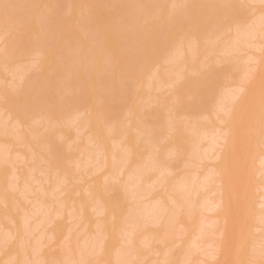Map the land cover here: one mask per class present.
I'll return each mask as SVG.
<instances>
[{
    "label": "rangeland",
    "instance_id": "rangeland-1",
    "mask_svg": "<svg viewBox=\"0 0 264 264\" xmlns=\"http://www.w3.org/2000/svg\"><path fill=\"white\" fill-rule=\"evenodd\" d=\"M0 1H1L0 2V37H2V35L4 37V39L0 38V41L2 39V41L0 42V132H1V134H0V146H1L0 147V167H3L5 170H7V172L9 171L8 174H11V176H10V179L7 177V179H8L7 181L10 180L11 183H12V181L13 182L15 181L16 177L14 175H17V174L20 175L21 179L22 178H23V180L26 179L25 181L20 182L23 184V185L21 184V186H20L21 189L18 187L19 184L16 185L14 189H13V187L9 186L10 187L9 192L11 190L12 191L10 192L11 195L10 196L8 195V196L9 197L12 196L13 200L11 198H10V200L13 202V206H14V204L16 205L14 207V210H12V212L16 211L15 213H13V217H14L13 221L15 222L14 225L12 224L13 222L11 220H8L9 218L8 219L3 218V215H1V213H0V224L2 223L0 225V229L2 230V231L0 230V234H1L0 237L2 235L7 236V234H9V232H10L9 229H14L15 227L19 228V231H18L19 233L17 232L19 236L22 233L24 234V238H23V236H20L18 238L20 240L16 239L14 241V243H13V241H9V243H10L9 244L8 241H6V243L4 242L0 245L2 247L3 253L6 255V258L7 259L9 257L13 258L15 255L14 252L19 251L20 255H22V256H19L18 260L21 261L19 264H23L24 262H25L24 264L29 263V260H30V262L34 261L33 264H39L41 261L40 260L41 255L43 253H44V255L47 254L48 257L50 256V258H52L51 256L53 255V252L56 253L58 251L57 253L60 254L61 257H59V258L56 257L57 259H55V258L50 259L49 258V264H53V263L54 264H66V263L67 264H84V263L85 264H98V263L102 264L103 260L101 261L102 258L98 257L99 255L92 254V253L90 254V252H88V248L90 245H92V242L94 243L98 240V238H97V240L93 238L94 234L92 236L91 235L88 236V234H90L88 232H90L92 230L94 223H96L95 221L99 220L100 218L97 215H95L96 217H94V215H93L94 212H91L88 228H85V230L82 231L79 229L82 226V224H81L82 222L80 221L79 218H77V216H75L76 215L75 214L76 209L74 210L73 208H70L72 211H69V213L72 212L75 214V215H73L74 219L72 218V215H71L72 213L68 214L66 212L64 215H60L61 212H59L60 208L62 206H64L63 205L64 201H67L69 198L75 199V198H79V197L84 196L83 198L85 200H87V198H88L87 194H85V193H84L85 195L76 194L77 193L76 191L78 190V188L80 186L81 187L94 186L93 185L94 179H92L90 177V176H94V175H90L91 173L89 172L92 170V167H86V165H84V163L86 161L85 160L86 159V157H85L86 153H88L90 151L93 153L94 149L96 150L97 145H95L93 143L88 144V143L92 142V141H90V139H89L90 142L84 141V137L86 136L85 134H84L85 136L82 135V136H84L83 140H82V138L81 139L77 138L78 140L77 139L74 140V138H75V135H77L76 133L78 132L77 130L79 129L78 127L80 126V125L78 126V124L82 122L81 120L86 122L87 120H89V121L92 120V118L94 116H99L101 118V122L103 123L102 128L105 126V128L108 129L109 132L113 128V130H111L112 134L109 132H108L109 133L108 134L107 130L105 128H103V129H105V131H106L105 134H108V135L111 134L112 135V136L107 135L109 140H107L106 143L109 144L108 145L109 147L108 146L107 147L111 152L109 154L112 156L111 162H110L111 167L109 166L110 167L109 170L112 172V174L110 173L112 176L115 175V180L114 179H113L114 181L111 180L113 178L112 176H111L112 178L108 177L111 181L109 179L106 180V178L104 180V178L102 177L103 179L101 178V179L95 180V183H97L99 185V187H100L99 192H100V194H102V196L104 198L110 199L112 202H114L117 206H119L121 208H125L127 206L126 207L127 210L131 209V207L134 209L135 214H134V216H132L130 218L131 220L129 219V221H128L129 225H127V227H129V228L135 227L136 232H139L138 238H137L139 243H137V240H135V242H134V244L136 246L134 244H133L134 245L133 246L131 243L128 242L127 237L125 236L127 233L126 234L124 233L125 231L122 232V233H124V236L122 235V238H121V236H117V239L120 241H118L116 239L115 240L116 246L114 243V245H112L113 248L112 247L110 248L111 252L115 248L116 253L114 250L115 254H113V253L112 254L114 256L117 255L119 258V262L118 263L116 262L114 264H123V263H125V264H138V263L139 264H158V261H160L159 264H163V258H165L167 256H171V260H170L171 264H176V263L182 264V262L186 259H185L184 253H181V252L186 249V251H184V252H185V254H188L187 251H188V249H190L192 247L191 245L193 244L192 243L193 237L191 238L190 241L189 240L187 241L186 245L189 244L190 242L192 244L190 243L189 246L184 247L182 250H178V248H180L181 245H178L177 247H175L176 245H175L174 241H176V239L174 240L175 237H173V235L172 236L168 235L166 237L167 241L171 237V239L173 241L171 240L172 242H170V241H168V242L172 243V244H169V245L166 244L167 241L165 240V244H162L161 242H157V243L150 242L151 243L150 245H146L148 243V242L146 243V240L147 239L149 240V238H153V239L155 237L157 238V236H159L160 234L161 235L159 236V238H157V239L155 238V240H158V239H161L162 237H164V234L166 233L167 229H168V231H172V233L175 234L174 232L176 231V228H178V226H175L176 224L171 222L166 217V214L164 215L166 218V219H163L164 221H161V223H159L157 225L154 224V226H153V221L151 222V220H153V219H149L151 217L148 216V214L146 215L147 212L145 213V211H147V208L149 207L148 204L146 206L147 208L145 210H143L145 205H146V200L143 199V201H142V199H140V201L138 202L139 198L137 199V193L131 192L132 188L128 189V188H130V186L128 187V185H130L129 180L124 178L123 170H122L123 169L122 165H124L125 161H124V159L120 158L121 157L120 155L123 153V151H121L122 152L121 153L120 149H118L119 146L118 147L116 146L117 145L116 143H117V141L119 142V140H117V141L115 140L116 137L118 138L120 136L118 135L115 138H114V136L117 134V132L120 133L121 135H122V133H124V135L126 133V135H128V138H129L128 143H127V141H125L126 143H124L122 141L121 144L120 143L119 144L122 145V143H124L125 144L124 146H126V148L129 150V152L132 153V151H134L133 153L139 154L141 158H143V156H145L149 150L151 151V153L154 150V153L156 155L155 156L152 155L155 157V160L154 159L153 160H154L155 164L157 163L156 165L159 169H160V166L163 167V169H165V168H167L166 166H169V165H170L169 167L173 166L175 168V166H174L175 164H176L175 169H177V167H178V169L181 168L182 170H184V169L190 170V167H193V169H194L195 168L194 164L193 165L190 164V163H192L191 161L193 159H189L190 153H189L188 149H185V148H188V147L191 148L190 152L192 153L194 150L193 148L196 145V143L194 146L193 145H192V147H190V146H191V144H194L193 142H195V140H193L192 138L186 137L185 133L182 134L176 140V127L177 128H183L185 126L187 127L189 125L184 124V122H188V121L189 122H195L196 121L200 124H202L203 122L207 123L209 121L210 122H217L218 121L217 115L215 116V114H216L218 106L221 104V102H220L221 99H223V97L226 95V93H229V90H232L231 89L232 86H236V84L239 85V84H241V82H243L240 77H242L244 79L243 76L248 72V71L246 72V70L249 69L247 66L250 64L248 63L249 62L248 60H244L246 58V56L248 55V53L236 54L239 56V58L241 60L239 58H237V59L234 58L235 60L231 59L229 61H225L224 63L222 60V63H219V64L214 59L218 55H220L218 53V50L223 48V46L225 44H226V46H224V48L227 49V48H229L228 46L231 47V44L233 43L232 41H233L235 35L236 36L238 35V32L235 33V31H233V29L230 31L229 27L232 28L231 26L235 25L236 23L239 24V21L242 24V23L247 22L248 20L249 21L252 20V17L255 15L254 13L257 12V11H253L255 5H253V3L249 2L248 0H240V1L236 0L237 2L235 0H212L213 3L211 0H204V1L203 0H183V1L182 0H167V1L165 0L166 3L164 2V0H113V1L112 0H108V1L107 0H94L95 3L92 5L90 2L87 3L90 0H84L82 6L80 4V3H82V2H80V0L79 1L78 0H0ZM57 1H59V2L57 3ZM77 1L79 3L78 4L79 6L76 4ZM138 1H140V3H138ZM52 2H53V4H52ZM55 3H56V5H55ZM233 4H234V7H233ZM31 5H32V7H31ZM152 5H153V7H152ZM240 5H242V7ZM74 6H75V8H74ZM103 8L105 9V11ZM139 8H141V9L139 10ZM77 9H79V11H80L79 13H78ZM121 9L124 10V13L122 12ZM41 10H42V12H41ZM146 10H147V12H146ZM252 11H253V14H252ZM222 12H223V14H222ZM226 12H227V14H226ZM41 13H42V15H41ZM56 13H57V15H56ZM137 13H138V15H137ZM166 13H167V15H166ZM235 13H236V16H234ZM188 14H189V16H188ZM77 15H78V17L76 19ZM107 15H108V18H107ZM220 15L223 16V20H222V18L221 19L219 18V21H218L217 19H218V17H220ZM73 17H74V19H73ZM114 19H117V20H114ZM134 19H135V21H134L135 23L133 22ZM150 19L153 21H151ZM256 19L255 20L257 22L254 21L255 24H254V22L252 23L253 27L251 25L250 29H248V30H251L252 33L250 32L247 34L246 33L247 30L242 31V32L240 31L242 34L240 33V36L239 35L238 36L240 37L241 40L252 44V43H255L254 42L255 39L258 41V37L264 36L263 26L260 27L261 24L257 25V24H259L258 22L261 19V17H257ZM70 21H72V23ZM137 21H141V22L137 23ZM207 21L209 23L208 26L206 25ZM215 21H218L216 23L219 24V26L217 25L218 27L213 28V26H216V25H214ZM260 21H263V20H260ZM74 22H75V24H74ZM144 22H146V23H144ZM227 22H229L228 25L225 24ZM69 23H71L72 25ZM18 24H20V25H18ZM76 24H77V26L75 27ZM80 24L82 26H80ZM171 24H173V25H171ZM203 24H205V25L203 26ZM142 25H144V26H142ZM210 25H212V26H210ZM254 25H256V26L254 27ZM69 26H71L70 29H69ZM103 26L105 27V29ZM99 27H101V28H99ZM199 27H201V28H199ZM221 27H222V29H221ZM64 28L66 30L65 33H64ZM207 28L209 29L208 31H207ZM257 28H259L260 32H258L256 30ZM87 30H88V32H87ZM149 30H150V32H149ZM214 30H215V32H214ZM217 30H219V32ZM261 30L263 32H261ZM202 31H203V33H202ZM231 32L233 33L232 36H231V34H232ZM104 33H107V35L109 37L108 41H107V35ZM255 33H259V35L261 33L262 35L258 36L257 38H254L258 35V34L255 35ZM103 34L106 36V38L104 36H102ZM195 35L196 36L199 35L202 39V42H203V40H205V38H206V40L208 38V41H210L213 44L218 43L217 41L219 40L218 45L215 44L213 46H210V44L207 42L209 44V47H208L207 44L205 45V43H206L205 41H204V43L201 42L198 45V47L201 48V50H200L201 52L203 50H205V49H203V47L206 46L207 47L206 50H208V48H210L209 50L210 51L212 50L211 52H213L211 54L212 55L211 57H213L216 53L218 55H215V57H213V58H211V57L208 59L206 58L207 60L206 59H198V60L192 62L191 64H189L190 62L187 61L188 60L187 58H189L190 50L193 48ZM242 35H243V37H242ZM16 36H17V38H16ZM90 36H91V38H90ZM216 36H218L217 39L214 38ZM219 36H221L220 39H219ZM229 36H231V37L229 38ZM244 36H246V37L244 38ZM223 37H224V39H223ZM103 38L106 39L105 43L109 42V44H111V46L108 45L109 49H110V47L113 48V46H114L113 50L117 49L118 53L120 52L119 53L120 55H118V58L120 57L119 60H116L117 56L113 57V56H115L114 53H116V52H112L113 50L106 53L107 48L102 49V51L105 50V53L103 52V53H101V55L103 54L105 56L103 58H102L103 55L100 56L101 40H103V42H104ZM183 38H184V40H183ZM185 38L187 41L185 40ZM227 38H228V40H227ZM249 38H251V39H249ZM52 39H53V41H52ZM90 39H92V40H90ZM83 41H84V43H83ZM185 41H186V43H184ZM229 41H230V43H229ZM257 41H256V43H257ZM222 42H224L223 43L224 45L222 44ZM227 42H228V45H227ZM180 43H181V45H180ZM95 44L97 46H95ZM35 46H37V48ZM53 46H54V48H53ZM103 46H104V43H103ZM219 46H220V48H219ZM130 47H131V49H130ZM213 47L215 48V50ZM44 48H45V50H44ZM145 48H146V50H145ZM58 49H59V51H58ZM120 49H122V51ZM38 52H40L41 55H39L40 53H38ZM185 52H187V53H185ZM214 52H215V54H214ZM37 54H38V56H37ZM22 55H25V56H22ZM31 55H33V57ZM187 55H188V57H187ZM45 56L47 59L46 61H45ZM84 56H86V57H84ZM93 56H95V57H93ZM169 56H170V58L168 59L167 57H169ZM202 56H200V57H202ZM99 58H100V60L101 59H103V60L100 61ZM166 58L168 59L169 62L167 61ZM172 58H173V60H172ZM178 58H180V59H178ZM59 59H61V60H59ZM238 59H239V61H238ZM171 60L175 61V62L172 63ZM176 60H178V61H176ZM201 60H205V61L202 62ZM38 61H39V63H38ZM165 61L168 62L169 64L168 63L166 64ZM210 61L211 62L213 61V62L209 63ZM243 61H244V63H243ZM98 62H99V64H98ZM185 62H187V64L189 65L187 67H190V68H192L193 64H194L193 68H195L196 65L198 64L199 66H197V67L201 73L198 70H196L197 73H195V72L192 73L189 71V68H187V70H185L186 68H183V70H181V66ZM219 62H221V61H219ZM238 62H240V63H238ZM20 63L22 66L20 65ZM55 64H56V66H55ZM212 64H215V67ZM42 65H43V67H42ZM33 66H35V67H33ZM103 66H104V68H103ZM179 66H180V69H179ZM40 67H42V68H40ZM197 67L195 69H197ZM145 68H146V71H145ZM111 69H112V71H111ZM81 70H82V72H81ZM179 70H181V71H179ZM209 70H211V72ZM217 70H218V73H216ZM230 70L231 71L233 70V71L230 72ZM11 71H12V73H11ZM69 71H70V73H69ZM76 71H78V72H76ZM178 71H179V73H177ZM158 72H159V74H158ZM149 73H150V75H148ZM180 73H181V75H180ZM23 74L25 76H22ZM72 74H73L74 78L72 77ZM187 74H188V76H186ZM19 75L22 77L20 78ZM207 75H209V76H207ZM159 77H161V78H159ZM18 78H20V79H18ZM228 78H230V79H228ZM119 79L122 82L119 81ZM127 79H130V80H127ZM171 79L174 81H172ZM176 80H177V82H176ZM208 80L210 82H208ZM75 81H77V82H75ZM1 82H2V84H1ZM42 83H44V84H42ZM161 84H164V85H161ZM136 85H137V87H136ZM207 85L209 87H207ZM154 87H155V89H154ZM228 87H229V89H228ZM48 88L49 89L52 88V89L49 90ZM150 88H151V90H150ZM224 89H226V90L224 91ZM145 91H147L149 93H147ZM196 91H197V93H196ZM205 91H209V92H205ZM89 94H90V98L88 97ZM204 95H205V97H204ZM37 96H40V97L37 98ZM173 96L174 97L178 96L179 101H176L173 98ZM64 98H65V100H64ZM80 98H82V99H80ZM52 99H53V101H52ZM147 99L150 100V103H145V102H149V100H147ZM183 100H184V102H183ZM28 102H30L31 106H29L30 104ZM41 103H42V105H41ZM143 107H144V109H143ZM164 107H166V108H164ZM93 109H95V110H93ZM90 111H92L94 113V114H92V116L90 115L91 114ZM8 113H11L13 115V117L7 119V117L9 116ZM175 113H179V114H175ZM203 114H205V115H203ZM213 114H214V116H213ZM5 115H6V117H5ZM104 116H105V118H104ZM192 116H194L195 118ZM197 116H199L200 118ZM16 117L18 119H20V122H25L24 126H26V127H22V126L20 127L16 123H13V122H15L13 120V118L16 119ZM215 117H216V119H215ZM192 118H193V120H192ZM261 119H262L261 122L264 121L263 117ZM145 120H146V124L144 122ZM172 120L174 121V123ZM74 121L77 123V127L73 126V125H75ZM164 121H165V123H164ZM259 121L260 120H258V123H259ZM203 124H205V123H203ZM50 125H51V127H50ZM53 125H54V127H53ZM63 125H65V126H63ZM207 125H209V124H207ZM207 125L205 124L202 126L207 127ZM262 125H264V123ZM146 126H147V128L145 129ZM148 126L150 128H148ZM46 127H48V128H46ZM165 127H166V129H165ZM132 128L135 129L136 132L134 130H132ZM24 129H25V131H24ZM140 129H142L143 132L142 131H139V132H142L145 135L143 137L144 139L141 138V141H139L141 134H139V136H137V131ZM171 129L172 130L174 129L173 134L175 135V138L170 140L169 135L172 134ZM262 129H264V128H262ZM5 130L7 133H5ZM148 130L150 133L147 132ZM113 131L114 132L116 131L115 135H114ZM39 132H40V134H39ZM17 133L19 136L17 135ZM133 134H134V136L132 137ZM149 136H150V138L151 137L152 138L149 139ZM105 137H106V135H105ZM136 138H138V143L136 142L137 140L134 141ZM163 138H165L166 140L165 139L163 140ZM167 138H169V141L167 140ZM14 139H17L20 141H17ZM60 139H62V140H60ZM112 139H113V142H111ZM155 139H156V141H155ZM159 139H161V140H159ZM87 140H88V137H87ZM147 140H149V141H147ZM192 140H193V142H192ZM31 141L34 143H31ZM153 141H154V144H153ZM161 141H162L163 146L161 144ZM186 141L190 145H187ZM42 142H44V143H42ZM158 142H160V143H158ZM165 142H167V143H165ZM4 143H6L7 145H4ZM182 143H186L187 146L185 145L183 152H181V157L184 158L188 163L189 162L190 163L188 164V166H187V164L184 163L186 166H184V164H182V167H181V162L177 158H174V156H172V157L167 156L165 154V151H167V149L172 148V147L176 148V144L181 145ZM29 144H31V145H29ZM172 144H173V146L168 147L169 145H172ZM27 145H28V147H27ZM43 145H45V146H43ZM94 145L96 146L95 148H94ZM156 145H160L161 150L154 148V146H156ZM124 146H123V148H125ZM11 147H13V148H11ZM113 147L117 148V149L115 150ZM27 148H29V149H27ZM111 148H113V149H111ZM34 149H35L36 153H34ZM164 149H166V150L164 151ZM82 150L84 153L82 152ZM185 150L188 151V152H186L189 154L188 156H186L187 154L185 153ZM5 151H7V152H5ZM21 152L23 153L24 156L21 155L22 154ZM160 152H162L164 155ZM92 153H90L91 156L94 155V153H93V155H92ZM158 153H159V155H158ZM4 154L7 155V157H5ZM10 154H12V155H10ZM90 154L88 153V155H90ZM114 154H115V156L118 155L116 157L117 159H115V160H114V158H115ZM19 155H20V157H19ZM42 155H43V157H42ZM123 155H124V153H123ZM82 157H83V159H82ZM4 159H6V160H4ZM21 159H23V160H21ZM144 159L145 158H143L142 160H144ZM163 159L166 161L164 162ZM176 159L178 160L179 163L176 162L177 161ZM18 160H19V162H18ZM170 160H172V162ZM36 161L38 164L36 163ZM89 161H91V160H87L88 163H89ZM93 161H94L93 164L96 163L95 161L98 162V160H93ZM93 161H91V162H93ZM162 161L164 162L163 164H161ZM3 162H5V163H3ZM87 162L85 164H87ZM143 162L144 161H141L140 166L143 165ZM27 163H28V165H27ZM70 163H72V164H70ZM158 163L160 164V166ZM93 164H92V166H93ZM99 164L96 163V165H95L96 168L98 166H99L98 168H100ZM83 165H84V168L86 167V169L83 170L84 169L83 168L82 170L83 171L88 170L87 172L90 174H88L86 172H84V173L82 172V173L83 174L86 173L87 175H90V176L87 177V175L86 176L83 175L81 178H79L80 175L82 174L80 172L81 169H79V168H82ZM114 165H115V169H114ZM179 165H180V167H179ZM183 166H184V168H183ZM39 167H41V168H39ZM53 167H54V169H53ZM74 167H76V168H74ZM185 167H187V168H185ZM26 168H27V170H26ZM39 169H41V170H39ZM145 169H146V167L141 168V170H143V171ZM72 170L74 172H72ZM151 170H149L150 171L149 173L144 172L145 178L144 177L143 178L145 181L146 180L149 181L148 178L150 179V181H152L151 179L154 176L153 173H155V171L151 172ZM155 170H156V168H155ZM26 171L29 174H27ZM176 171L178 173L181 172L180 169L176 170ZM44 172H46V173H44ZM48 172H50V173H48ZM96 172H95V174L97 176H100L101 172H100V174L98 171H96ZM120 172H122V173H120ZM156 172L159 174L160 170H159V172L158 171H156ZM185 172H188V171L185 170ZM92 173H93V170H92ZM113 173H114V175H113ZM157 173H156V175H158ZM12 175H13V177H12ZM35 175H37V176H35ZM50 175H52V176H50ZM59 176L64 177V179L66 177L67 181L65 180L66 182L64 183V179H62V178H61L62 181L59 179L57 180V177L59 178ZM52 177H53V179H52ZM71 177H74V178H71ZM75 178H79L81 180L76 179V181H75ZM93 178H96V177H93ZM116 180L118 181V183ZM26 181H27V183H26ZM41 181H42V183H41ZM108 181H110V182L108 183ZM10 182H8V183H10ZM153 182H151V184H155ZM39 184H41V185H39ZM147 184L148 183L145 182V184L142 183V185L139 186L140 188L138 187L139 188L138 192L140 194L147 195L149 192H152V190H153L152 188L154 187V185L150 186V184H149L147 186ZM34 185H36V186H34ZM61 185H62V187L65 188V189L63 188V190H64L63 192H60V191H62V190H60V189H62ZM119 185H123V186L120 187ZM49 187H50V190H49ZM18 188H19V190H18ZM32 189H35L34 194H33ZM162 190H163V188H159V189H155L154 192L155 193L157 192L158 194H160L162 192L160 195H162V196L165 195L164 198H167L166 194L168 193V190H166V189L163 191ZM46 191L48 192V194ZM165 191H167V192H165ZM45 192L47 195L45 194ZM38 193H39V195H38ZM30 197H32V198H30ZM49 197H50V200H49ZM19 198H21V199H19ZM59 198L62 201L58 200ZM22 199H23V201H21ZM38 199H40V201H38ZM30 200H33V201H30ZM25 201L27 203H24ZM48 201L51 203H49ZM118 201H120V202H118ZM12 202H11V204H12ZM143 202H145V203H143ZM44 203L46 205H44ZM52 203L53 204L55 203V205H57V207L55 206L57 209L55 207L53 208ZM139 203H140V205H139ZM2 205L7 207V208L10 206V205L8 206V204H6V205L2 204ZM43 205H44V207H43ZM73 205L75 206V204H73ZM138 205L141 209H139ZM18 206H20V207L18 208ZM11 207H12V205H11ZM11 207H9V208L11 209ZM16 207H17V209H16ZM26 207H28V208H26ZM22 208H24V210ZM25 208L27 209V211ZM34 208H36V209H34ZM39 208H41V209L39 210ZM4 209H6V208H4ZM136 209H138V211ZM169 209L167 210V214L170 213ZM41 210H42V212H41ZM58 212H59V214H58ZM28 213H29V215H28ZM42 213H43V216H42ZM31 215H32V217H31ZM36 215L39 219L36 218ZM48 215H49L48 219L52 218V220L47 221L48 219H46L45 217L46 216L48 217ZM29 216H30V219H28ZM91 216H93V217H91ZM20 217H22V219ZM23 217H24V219H27V221L24 220ZM35 218L37 220H35ZM65 218L67 219V221ZM96 218H98V219H96ZM2 220H3V222H2ZM16 220H18V221H16ZM31 220L35 221V222H31ZM137 220L138 221L140 220V221L137 222ZM46 221L50 224H48ZM27 222H28V224H27ZM30 222H31V224H30ZM52 222H54V224ZM125 222H126V219L124 222L123 221L121 222V225L123 226V224ZM135 222H136V224H135ZM7 223L12 224V225H9V227H7ZM16 223H19L18 226ZM70 223H73V224H70ZM79 223L81 226L79 225ZM140 223H141V225H140ZM91 224H92V226H91ZM146 224H147V226H145ZM26 225H27V227H26ZM138 225H140V226H138ZM13 226H14V228H13ZM56 226L61 227L63 230L61 231V233H59L58 239H54V238L49 239L48 230L50 232L51 227H52V229H54ZM127 227H125V229ZM18 228H17V230H18ZM6 229H8L9 231ZM86 229H88V230H86ZM4 230L6 232H4ZM204 230H205L204 232H206V233H203V234H206V235L209 234V231H210L209 228H205ZM206 230H209V231L207 232ZM27 231H29V232H27ZM46 231H47V233H46ZM63 231L65 232V235L67 237H65V235L63 234ZM78 231H79V233H78ZM85 231H88V232L85 233ZM35 232H37L38 235H35L36 234ZM66 232H67V234H66ZM73 232H75V235L73 234ZM126 232H128V229ZM84 233H85V236H84ZM258 234L259 233H257V236H258ZM70 235H71L72 239H70ZM206 235L203 236L204 239L201 241L202 244L203 243L205 244L206 243L205 241H210L209 239L212 238V237L209 238L208 235L207 236ZM42 236L45 237V240H43L44 238ZM47 236H48V238H47ZM34 238H35V240H33ZM89 238L92 239L91 242H89L90 241ZM79 239H81V241ZM93 239H94V241H93ZM29 240H31L32 244H31V242L29 243ZM55 240H57V243ZM68 240L70 243L68 242ZM126 240H127V242H126ZM41 241H42V244H41ZM60 241H61V243H59ZM78 241H79V244H78ZM259 242H261V241H259ZM262 242H264V241H262ZM25 243L27 245V248L25 247ZM40 244H41V246H40ZM54 244H56L55 247H53ZM97 244H99V243H97ZM117 244H118V246H117ZM204 244L201 245V248H202V246L205 247ZM4 245L6 247H4ZM34 246H36V247H34ZM92 246L94 247V245H92ZM92 246H91V248H92ZM158 246H159V248H158ZM1 247H0V249H1ZM79 247H80V249H79ZM164 247H165V249L167 248V251L164 249ZM195 247H196V245H195ZM199 247L200 246H197L195 250H197ZM153 248H157V250L159 249L158 253L155 255L153 252H150L151 249H153ZM193 248H194V244H193ZM129 249H130V251L132 250L131 251L132 254L129 252ZM137 249H138V251H137ZM203 249H205V248H203ZM4 250H6V251H4ZM29 250H30V252H29ZM94 250H95V248H93V252H94ZM176 250L179 252L181 251V252L176 253ZM198 250H197V253L199 252L198 254H200V256L196 253L197 257H195V256L193 257L192 252H191L190 257L192 259L195 258L194 262H197V261L199 262V260H202L201 255L204 252L198 251ZM207 250H203V251L206 252ZM77 251H78V253H76ZM139 251L141 253V255H140L141 259L139 258V260L137 259L134 261L133 253L134 252L139 253ZM36 252L38 254H36ZM50 252L52 255L50 254ZM120 252H122V253H120ZM161 252H162V254H161ZM29 253H31L32 255ZM66 253H68V254H66ZM206 253L204 254L205 255L204 258L206 257ZM11 254H13V255H11ZM27 254H29V256H31V258L33 257V259H30V257H27L26 256ZM142 254H144V255H142ZM181 254H183L184 257H182ZM189 254H190V252H189ZM189 254L187 256H189ZM208 254H210V253L208 252L207 256H208ZM73 255H77L78 259L72 258V257H74ZM85 256H86V258H85ZM95 256L98 259H96ZM64 257H65V260L62 262ZM93 257H95V258L93 259ZM156 257H157V259H156ZM173 257H175V258H173ZM197 258H198V260H197ZM202 258H203V255H202ZM145 259H146V262L144 263ZM180 260H182V261H180ZM205 260H207V259H205ZM76 261H79V263H77ZM99 261H101V262H99ZM120 261H122V262H120ZM130 261H131V263H130ZM148 261H150V262H148ZM207 262H206L207 264H211L210 263L211 261H209V259ZM187 263H184V264H187ZM191 263H193V262H191ZM259 263L264 264V261L262 263L260 261ZM3 264H8V263H6V261L4 260Z\"/></svg>",
    "mask_w": 264,
    "mask_h": 264
},
{
    "label": "bare ground",
    "instance_id": "bare-ground-1",
    "mask_svg": "<svg viewBox=\"0 0 264 264\" xmlns=\"http://www.w3.org/2000/svg\"><path fill=\"white\" fill-rule=\"evenodd\" d=\"M79 1V0H78ZM78 1H77V5L79 4L78 3ZM108 1V0H107ZM113 1V0H112ZM167 1V0H166ZM166 1L164 0V2L166 3ZM183 1V0H182ZM204 1V0H203ZM212 1V0H211ZM236 1V0H235ZM240 1V0H239ZM249 2H251V3H253V5H255V7H254V9H253V11H257L256 13H254L255 15L252 17V20H248L247 22H245V23H240V21H239V24H235V25H233V26H231L232 28H230L229 26V29H230V31L233 29V31H235V33L236 32H238V35L240 36V33L242 32V31H246L247 30V34L248 33H250L251 32V30H248V29H250V26L252 25V27H253V22L254 21H256L257 19V17H261V19L260 20H263V21H260L259 20V24H257V25H260L261 24V26L260 27H262L263 26V28H264V0H248ZM247 1V2H248ZM1 2V1H0ZM55 2V1H54ZM59 1H57V3H58ZM80 2H82V3H80L81 4V6L83 5V2H84V0H80ZM91 3V5L92 4H94L95 3V1L94 0H90V1H88L87 3ZM180 2V1H179ZM178 2V3H179ZM219 2V1H218ZM237 2V1H236ZM69 3V2H68ZM86 3V2H85ZM119 3V2H118ZM138 3H140V1H138ZM188 3V2H187ZM212 3H213V1H212ZM52 4H53V2H52ZM120 4V3H119ZM131 4V3H130ZM153 4V3H152ZM222 4V3H221ZM249 4V3H248ZM20 5V4H19ZM55 5H56V3H55ZM126 5V4H125ZM181 5V4H180ZM239 5V4H238ZM79 6V5H78ZM116 6V5H115ZM174 6V5H173ZM206 6V5H205ZM226 6V5H225ZM241 7H242V5H240ZM244 6V5H243ZM31 7H32V5H31ZM55 7V6H54ZM134 7V6H133ZM142 7V6H141ZM145 7V6H144ZM152 7H153V5H152ZM233 7H234V4H233ZM245 7V6H244ZM243 7V8H244ZM250 7V6H249ZM24 8V7H23ZM53 8V7H52ZM74 8H75V6H74ZM107 8V7H106ZM115 8V7H114ZM126 8V7H125ZM164 8V7H163ZM173 8V7H172ZM193 8V7H192ZM246 8V7H245ZM54 9V8H53ZM104 9V8H103ZM108 9V8H107ZM141 8H139V10H140ZM185 9V8H184ZM224 9V8H223ZM250 9V8H249ZM18 10V9H17ZM78 10V13L80 12L79 11V9H77ZM114 10V9H113ZM122 10V9H121ZM143 10V9H142ZM218 10V9H217ZM237 10V9H236ZM251 10V9H250ZM47 11V10H46ZM76 11V10H75ZM104 11H105V9H104ZM107 11V10H106ZM112 11V10H111ZM116 11V10H115ZM120 11V10H119ZM240 11V10H239ZM253 11H252V14H253ZM41 12H42V10H41ZM50 12V11H49ZM110 12V11H109ZM122 12L124 13V10H122ZM146 12H147V10H146ZM224 12V11H223ZM223 12H222V14H223ZM230 12V11H229ZM228 12V13H229ZM238 12V11H237ZM34 13V12H33ZM32 13V14H33ZM77 13V12H76ZM105 13V12H104ZM153 13V12H152ZM185 13V12H184ZM53 14V13H52ZM87 14V13H86ZM85 14V15H86ZM158 14V13H157ZM180 14V13H179ZM226 14H227V12H226ZM41 15H42V13H41ZM56 15H57V13H56ZM79 15V14H78ZM78 15L76 16V19H77V17H78ZM84 15V14H83ZM102 15V14H101ZM105 15V14H104ZM111 15V14H110ZM120 15V14H119ZM128 15V14H127ZM137 15H138V13H137ZM166 15H167V13H166ZM27 16V15H26ZM29 16V15H28ZM54 16V15H53ZM72 16V15H71ZM157 16V15H156ZM184 16V15H183ZM188 16H189V14H188ZM207 16V15H206ZM234 16H236V13L234 14ZM20 17V16H19ZM110 17V16H109ZM30 18V17H29ZM41 18V17H40ZM83 18V17H82ZM107 18H108V15H107ZM112 18V17H111ZM125 18V17H124ZM141 18V17H140ZM207 18V17H206ZM219 18L221 19L222 18V20H223V16H221L220 15V17H218V21H219ZM73 19H74V17H73ZM131 19V18H130ZM142 19V18H141ZM152 19V18H151ZM150 19V20H151ZM168 19V18H167ZM209 19V18H208ZM235 19V18H234ZM256 19V20H255ZM80 20V19H79ZM114 20H117V19H114ZM215 20V19H214ZM229 20V19H228ZM237 20V19H236ZM58 21V20H57ZM73 21V20H72ZM72 21H70L71 23H72ZM135 21V19L133 20V22ZM151 21H153V20H151ZM218 21H215V24L214 25H216V26H213V28L214 27H218L219 26V24H217L216 22H218ZM258 21V20H257ZM256 21V22H257ZM129 22V21H128ZM138 22H141V21H137V23ZM171 22V21H170ZM185 22V21H184ZM213 22V21H212ZM221 22V21H220ZM35 23V22H34ZM67 23V22H66ZM71 23H69V24H71ZM81 23V22H80ZM135 23V22H134ZM144 23H146V22H144ZM228 23L229 22H227V23H225V24H227L228 25ZM231 23V22H230ZM74 24H75V22H74ZM90 24V23H89ZM112 24V23H111ZM201 24V23H200ZM208 21H207V26H208ZM233 24V23H232ZM254 24H255V22H254ZM18 25H20V24H18ZM24 25V24H23ZM72 25V24H71ZM102 25V24H101ZM133 25V24H132ZM167 25V24H166ZM171 25H173V24H171ZM205 24H203V26H204ZM218 25V26H217ZM15 26V25H14ZM77 26V24L75 25V27ZM80 26H82L81 24H80ZM118 26V25H117ZM142 26H144V25H142ZM149 26V25H148ZM201 26V25H200ZM210 26H212V25H210ZM256 25H254V27H255ZM70 27L71 26H69V29H70ZM104 27V26H103ZM131 27V26H130ZM168 27V26H167ZM186 27V26H185ZM202 27V26H201ZM201 27H199V28H201ZM227 27V28H228ZM259 27V26H258ZM66 28V27H65ZM65 28H64V33H65ZM84 28V27H83ZM99 28H101V27H99ZM198 28V29H199ZM27 29V28H26ZM104 29H105V27H104ZM113 29V28H112ZM124 29V28H123ZM167 29V28H166ZM221 29H222V27H221ZM81 30V29H80ZM99 30V29H98ZM118 30V29H117ZM137 30V29H136ZM181 30V29H180ZM209 29L207 28V31H208ZM212 30V29H211ZM210 30V31H211ZM216 30V29H215ZM215 30H214V32H215ZM258 32H260V30H259V28H257L256 29ZM255 30V31H256ZM83 31V30H82ZM218 32H219V30H217ZM232 31V32H233ZM241 31V32H240ZM87 32H88V30H87ZM136 32V31H135ZM149 32H150V30H149ZM225 32V31H224ZM231 32V33H232ZM261 32H263L262 30H261ZM73 33V32H72ZM123 33V32H122ZM179 33V32H178ZM202 33H203V31H202ZM228 33V32H227ZM252 33V32H251ZM46 34V33H45ZM104 34H106L107 35V33H104ZM102 35V36H104L105 38H106V36L105 35ZM186 34V33H185ZM201 34V33H200ZM242 34V33H241ZM244 34V33H243ZM258 34V35H257ZM82 35V34H81ZM89 35V34H88ZM100 35V34H99ZM113 35V34H112ZM188 35V34H187ZM233 35V33L231 34V36ZM236 36L235 35V37H234V39H233V43L231 44V47L230 46H228L229 48H224V46H226V44L224 45L223 43L224 42H222V44L224 45L223 46V48H221L220 50H218V53L220 54V55H218L217 53L215 54V52H214V54L215 55H218L214 60L215 61H217L218 62V64L219 63H222V60H223V63L225 62V61H229V60H231V59H237V58H239V56L238 55H236V54H242V53H248V55L246 56V58L244 59V60H248L247 62L250 64V65H248L247 67L249 68L248 70H246V74L243 76L244 77V79L242 78V77H240L241 79H242V81L243 82H241V84H239V85H237L236 84V86H232L231 87V89L232 90H229V93H226V95L223 97V99H221V104L218 106V108H217V111H216V114H215V116L217 115V122H203V123H205L206 125L207 124H209V125H207V127H203L202 125H205V124H200V123H198V122H196L195 120V122H184V124H188L189 126H185V127H183V128H177L176 127V140L182 135V134H186L185 136L186 137H189V138H192L193 140H195V142H193V140H192V142L194 143V144H191V146L190 147H192V145L194 146L195 145V143H196V145L194 146V150H193V152L191 153L190 152V149L191 148H185V149H188V151H189V153H190V156H189V159H193L191 162L192 163H190V164H194V166H195V168L193 169V167H190V170L189 169H184V170H182L181 168H179L180 169V171L181 172H177L176 170H179L178 169V167H177V169H175L176 168V164L174 165L175 166V168L172 166V167H169V166H166L167 168H165V169H163V167H161L160 166V164H159V166H160V169L157 167V163L155 164V162H154V160H155V153H154V150H153V152L151 153V151L149 150L148 151V153L145 155V156H143V158H145L144 160H142L143 158H141L140 157V155L139 154H137V153H133L134 151H132V153L131 152H129V150L126 148V146H124L125 144L124 143H126L125 141H127V143H128V141H129V138H128V135H126V133H125V135H124V133H122V135L120 134V133H118L117 132V134H116V131L114 132V138L116 137V136H120V137H116V141L117 140H119V142L117 141V147H118V149H120V152L121 151H123V153H124V155H123V153L120 155L121 157L120 158H122V159H124V165H122L123 166V175H124V178L125 179H128L129 180V184L130 185H128L127 183V185H128V187L130 186V188H128V189H131L132 191L131 192H134V193H137V199H138V202L140 201V199H142V201H143V199H145L146 200V205H145V207H144V209L143 210H145L147 207V204H148V208H147V211H145V213H146V215L148 214V216H150L151 218H149V219H153V220H151V222L153 221V226H154V224L155 225H157V224H159V223H161V221H164L163 219H166L165 218V214H166V217L171 221V222H173V223H175L176 225L175 226H178V228H176V231L174 232L175 234H173L172 233V231H168V229H167V231H166V233L164 234V237H162L161 239H158V240H155V238L153 239V238H149V240L147 239L146 240V245H150L151 243L150 242H152V243H157V242H161L162 244H165V240H166V237L168 236V235H170V236H172L173 235V237H175L174 238V240L176 239V241H174L175 242V247H177L178 245H181L180 246V248H178V250H182L184 247H187V246H189V244L191 243H189V244H187L186 245V243H187V241L189 240H191V238H192V243L194 244V248H193V244L189 247L190 249H188V251H187V253L189 254V252H190V254H189V256H187L188 254H185V252L184 251H186V249L185 250H183L181 253H184V255H185V259L186 260H184L183 262L184 263H189V264H207L208 262V259H209V261H211L210 263L211 264H260L259 262L261 261V263L264 261V242H262V241H264V129H262V128H264L263 126L264 125H262L263 123H264V121H262L261 122V118L263 117L264 118V36H260V35H262L261 33H260V35H259V33H255V35H257L256 37H254V38H257L258 36H260V37H258V41L255 39L254 40V42L255 43H248V42H245V41H243V40H241L240 39V37L239 36ZM51 36V35H50ZM204 36V35H203ZM222 36V35H221ZM221 36H219V39L221 38ZM224 36V35H223ZM231 36H229V38L231 37ZM62 37V36H61ZM80 37V36H79ZM118 37V36H117ZM217 37L218 36H216V37H214L215 39H217ZM242 37H243V35H242ZM246 36H244V38H245ZM0 38H2V39H4V37H3V35H2V37H0ZM16 38H17V36H16ZM49 38V37H48ZM90 38H91V36H90ZM120 38V37H119ZM124 38V37H123ZM194 44H193V48L190 50V55H189V58H187L188 60L187 61H189L190 63L189 64H191L192 62H194V61H196V60H198V59H208V58H210L212 55V53L213 52H211L209 49L210 48H208V50H206L207 49V47L206 46H204L203 47V49H205V50H203L202 52L200 51L201 50V48L200 47H198V45H199V43H201L202 42V39H201V37L198 35V36H194ZM2 39H1V41H2ZM58 39V38H57ZM89 39V38H88ZM87 39V40H88ZM102 39V38H101ZM104 39V38H103ZM125 39V38H124ZM129 39V38H128ZM175 39V38H174ZM188 39V38H187ZM223 39H224V37H223ZM249 39H251V38H249ZM260 39V40H259ZM29 40V39H28ZM69 40V39H68ZM71 40V39H70ZM90 40H92V39H90ZM109 40V37H108V35H107V41ZM166 40V39H165ZM183 40H184V38H183ZM185 40H186V38H185ZM212 40V39H211ZM227 40H228V38H227ZM226 40V41H227ZM0 41V42H1ZM25 41V40H24ZM52 41H53V39H52ZM105 41H106V39H104V42H103V40H101V48H100V56H102L101 55V53H105V50L104 51H102V49L103 48H107L106 50V53L107 52H109V51H111V50H113V48H114V46H113V48L112 47H110V49H109V46H111V44H109V42H107V43H105ZM126 41V40H125ZM182 41V40H181ZM187 41V40H186ZM186 41L184 42V43H186ZM204 41L206 42L205 43V45L207 44L208 45V47H209V44H210V46H213V45H218L219 44V40L217 41L218 43H215V44H213V43H211L210 41H208V38H207V40H206V38H205V40H203V42L202 43H204ZM222 41V40H221ZM220 41V42H221ZM231 41V40H230ZM230 41H229V43H230ZM256 41H257V43H256ZM90 42V41H89ZM124 42V41H123ZM209 44H208V43ZM54 43V42H53ZM60 43V42H59ZM77 43V42H76ZM83 43H84V41H83ZM91 43V42H90ZM103 43H104V46H103ZM132 43V42H131ZM15 44V43H14ZM56 44V43H55ZM4 45V44H3ZM76 45V44H75ZM109 45V46H108ZM180 45H181V43H180ZM227 45H228V42H227ZM10 46V45H9ZM8 46V47H9ZM21 46V45H20ZM43 46V45H42ZM95 46H97L96 44H95ZM99 46V45H98ZM103 46V47H102ZM106 46V47H105ZM108 46V47H107ZM177 46V45H176ZM186 46V45H185ZM222 46V45H221ZM36 48H37V46H35ZM94 47V46H93ZM100 47V46H99ZM150 47V46H149ZM215 47V46H214ZM213 47V48H214ZM11 48V47H10ZM42 48V47H41ZM53 48H54V46H53ZM219 48H220V46H219ZM61 49V48H60ZM77 49V48H76ZM75 49V50H76ZM89 49V48H88ZM130 49H131V47H130ZM184 49V48H183ZM218 49V48H217ZM3 50V49H2ZM6 50V49H5ZM44 50H45V48H44ZM54 50V49H53ZM79 50V49H78ZM77 50V51H78ZM117 50V49H116ZM115 49L112 51V52H116V53H114L115 54V56H113V57H116L117 56V58H116V60H119V58H118V55H120L119 53H118V50L116 51ZM121 51H122V49H120ZM145 50H146V48H145ZM153 50V49H152ZM214 50H215V48H214ZM58 51H59V49H58ZM90 51V50H89ZM96 51V50H95ZM182 51V50H181ZM217 51V50H216ZM44 52V51H43ZM157 52V51H156ZM173 52V51H172ZM38 53H40V52H38ZM59 53V52H58ZM92 53V52H91ZM185 53H187V52H185ZM47 54V53H46ZM51 54V53H50ZM62 54V53H61ZM67 54V53H66ZM117 54V55H116ZM127 54V53H126ZM39 55H41V53L39 54ZM43 55V54H42ZM125 55V54H124ZM203 55V56H202ZM215 55L213 56V57H215ZM22 56H25V55H22ZM32 57H33V55H31ZM36 56V55H35ZM37 56H38V54H37ZM96 56V55H95ZM95 56H93V57H95ZM105 55H103L102 56V58L104 57ZM110 56V55H109ZM200 56H202V57H200ZM220 56V57H219ZM237 56V57H236ZM12 57V56H11ZM14 57V56H13ZM82 57V56H81ZM84 57H86V56H84ZM83 57V58H84ZM88 57V56H87ZM129 57V56H128ZM145 57V56H144ZM180 57V56H179ZM187 57H188V55H187ZM213 57H211V58H213ZM36 58V57H35ZM73 58V57H72ZM101 58V57H100ZM100 58H99V60H100ZM160 58V57H159ZM168 59L170 58V56L169 57H167ZM166 58V59H167ZM2 59V58H1ZM4 59V58H3ZM22 59V58H21ZM78 59V58H77ZM88 59V58H87ZM128 59V58H127ZM168 59H167V61H168ZM178 59H180V58H178ZM206 59V60H207ZM234 59V60H235ZM240 59V58H239ZM239 59H238V61H239ZM47 59H46V56H45V61H46ZM59 60H61V59H59ZM92 60V59H91ZM94 60V59H93ZM101 60H103V59H101ZM100 60V61H101ZM108 60V59H107ZM115 60V61H116ZM130 60V59H129ZM165 60V59H164ZM163 60V61H164ZM172 60H173V58H172ZM171 60V62L172 63H174L175 61H172ZM213 60V61H214ZM241 60V59H240ZM8 61V60H7ZM44 61V62H45ZM64 61V60H63ZM90 61V60H89ZM109 61V60H108ZM124 61V60H123ZM146 61V60H145ZM176 61H178V60H176ZM200 61V60H199ZM202 62L203 61H205V60H201ZM212 61V62H213ZM219 61H221V62H219ZM233 61V60H232ZM43 62V63H44ZM97 62V61H96ZM110 62V61H109ZM108 62V63H109ZM113 62V61H112ZM111 62V63H112ZM125 62V61H124ZM127 62V61H126ZM166 62V61H165ZM169 62V61H168ZM168 62H166V64L168 63ZM211 61L209 62V63H212ZM237 62V61H236ZM38 63H39V61H38ZM55 63V62H54ZM63 63V62H62ZM87 63V62H86ZM177 63V62H176ZM198 63V62H197ZM234 63V62H233ZM238 63H240V62H238ZM237 63V64H238ZM243 63H244V61H243ZM18 64V63H17ZM33 64V63H32ZM42 64V63H41ZM92 64V63H91ZM98 64H99V62H98ZM118 64V63H117ZM142 64V63H141ZM169 64V63H168ZM183 64V63H182ZM200 64V63H199ZM207 64V63H206ZM205 64V65H206ZM236 64V65H237ZM16 65V64H15ZM20 65H21V63H20ZM24 65V64H23ZM34 65V64H33ZM78 65V64H77ZM88 65V64H87ZM106 65V64H105ZM122 65V64H121ZM175 65V64H174ZM179 65V64H178ZM204 65V66H205ZM212 65H214V67H215V64H212ZM217 65V64H216ZM221 65V64H220ZM224 65V64H223ZM227 65V64H226ZM225 65V66H226ZM235 65V66H236ZM239 65V64H238ZM241 65V64H240ZM22 66V65H21ZM55 66H56V64H55ZM94 66V65H93ZM181 66V65H180ZM180 66H179V69H180ZM187 66H189L188 64H187V62H185L182 66H181V70H183V68H186L185 70H187V68H189V71L190 72H192V73H197L196 72V70H198L199 71V69H198V67L197 66H199L198 64L196 65V67H197V69H195V68H193L194 67V64L192 65V68H190V67H187ZM201 66V65H200ZM31 67V66H30ZM33 67H35V66H33ZM42 67H43V65H42ZM42 67H40V68H42ZM46 67V66H45ZM89 67V66H88ZM108 67V66H107ZM131 67V66H130ZM138 67V66H137ZM142 67V66H141ZM203 67V66H202ZM213 67V68H214ZM18 68V67H17ZM83 68V67H82ZM103 68H104V66H103ZM115 68V67H114ZM206 68V67H205ZM204 68V69H205ZM30 69V68H29ZM73 69V68H72ZM101 69V68H100ZM126 69V68H125ZM137 69V68H136ZM155 69V68H154ZM211 69V68H210ZM69 70V69H68ZM74 70V69H73ZM120 70V69H119ZM122 70V69H121ZM181 70H179V71H181ZM213 70V69H212ZM4 71V70H3ZM109 71V70H108ZM111 71H112V69H111ZM110 71V72H111ZM144 71V70H143ZM145 71H146V68H145ZM179 71L177 72V73H179ZM210 72H211V70H209ZM233 71V70H232ZM231 70H230V72H232ZM61 72V71H60ZM59 72V73H60ZM76 72H78V71H76ZM81 72H82V70H81ZM119 72V71H118ZM150 72V71H149ZM183 72V71H182ZM200 72V71H199ZM215 72V71H214ZM11 73H12V71H11ZM47 73V72H46ZM49 73V72H48ZM69 73H70V71H69ZM91 73V72H90ZM201 73V72H200ZM203 73V72H202ZM216 73H218V70L216 71ZM228 73V72H227ZM245 73V72H244ZM97 74V73H96ZM103 74V73H102ZM158 74H159V72H158ZM162 74V73H161ZM206 74V73H205ZM213 74V73H212ZM229 74V73H228ZM16 75V74H15ZM86 75V74H85ZM148 75H150V73L148 74ZM175 75V74H174ZM180 75H181V73H180ZM204 75V74H203ZM22 76H25L24 74L22 75ZM22 76H20L19 75V77L21 78ZM80 76V75H79ZM166 76V75H165ZM172 76V75H171ZM186 76H188V74L186 75ZM207 76H209V75H207ZM226 76V75H225ZM72 77H73V74H72ZM148 77V76H147ZM180 77V76H179ZM183 77V76H182ZM216 77V76H215ZM20 78H18V79H20ZM74 78V77H73ZM82 78V77H81ZM86 78V77H85ZM108 78V77H107ZM159 78H161V77H159ZM185 78V77H184ZM191 78V77H190ZM232 78V77H231ZM234 78V77H233ZM25 79V78H24ZM51 79V78H50ZM70 79V78H69ZM89 79V78H88ZM122 79V78H121ZM135 79V78H134ZM147 79V78H146ZM203 79V78H202ZM205 79V78H204ZM228 79H230V78H228ZM227 79V80H228ZM63 80V79H62ZM84 80V79H83ZM98 80V79H97ZM117 80V79H116ZM127 80H130V79H127ZM161 80V79H160ZM172 80V79H171ZM170 80V81H171ZM178 80V79H177ZM177 80H176V82H177ZM211 80V79H210ZM47 81V80H46ZM73 81V80H72ZM119 81H121L120 79H119ZM172 81H174V80H172ZM214 81V80H213ZM3 82V81H2ZM2 82H1V84H2ZM20 82V81H19ZM75 82H77V81H75ZM98 82V81H97ZM122 82V81H121ZM131 82V81H130ZM164 82V81H163ZM192 82V81H191ZM208 82H210L209 80H208ZM100 83V82H99ZM139 83V82H138ZM160 83V82H159ZM179 83V82H178ZM212 83V82H211ZM13 84V83H12ZM26 84V83H25ZM42 84H44V83H42ZM129 84V83H128ZM148 84V83H147ZM18 85V84H17ZM126 85V84H125ZM161 85H164V84H161ZM175 85V84H174ZM194 85V84H193ZM213 85V84H212ZM63 87V86H62ZM99 87V86H98ZM136 87H137V85H136ZM135 87V88H136ZM207 87H209L208 85H207ZM54 88V87H53ZM110 88V87H109ZM139 88V87H138ZM161 88V87H160ZM49 89V88H48ZM50 89H52V88H50ZM49 89V90H50ZM56 89V88H55ZM64 89V88H63ZM154 89H155V87H154ZM162 89V88H161ZM196 89V88H195ZM228 89H229V87H228ZM54 90V89H53ZM147 90V89H146ZM150 90H151V88H150ZM177 90V89H176ZM208 90V89H207ZM226 89H224V91H225ZM34 91V90H33ZM62 91V90H61ZM105 91V90H104ZM228 91V90H227ZM226 91V92H227ZM10 92V91H9ZM53 92V91H52ZM57 92V91H56ZM68 92V91H67ZM95 92V91H94ZM145 92H147V91H145ZM158 92V91H157ZM205 92H209V91H205ZM147 93H149V92H147ZM196 93H197V91H196ZM67 94V93H66ZM65 94V95H66ZM136 94V93H135ZM166 94V93H165ZM53 95V94H52ZM189 95V94H188ZM34 97V96H33ZM38 97H40V96H37V98ZM46 97V96H45ZM89 98H90V94H89V96H88ZM114 97V96H113ZM154 97V96H153ZM198 97V96H197ZM204 97H205V95H204ZM60 98V97H59ZM66 98V97H65ZM65 98H64V100H65ZM92 98V97H91ZM173 98L176 100V101H179V98H178V96H176V97H174L173 96ZM195 98V97H194ZM30 99V98H29ZM80 99H82V98H80ZM124 99V98H123ZM145 99V98H144ZM62 100V99H61ZM75 100V99H74ZM147 100H149V99H147ZM32 101V100H31ZM30 101V102H31ZM52 101H53V99H52ZM157 101V100H156ZM30 102H28L29 104H30ZM42 102V101H41ZM118 102V101H117ZM152 102V101H151ZM174 102V101H173ZM183 102H184V100H183ZM33 103V102H32ZM145 103H150V100H149V102H145ZM153 103V102H152ZM175 103V102H174ZM22 104V103H21ZM98 104V103H97ZM201 104V103H200ZM27 105V104H26ZM41 105H42V103H41ZM178 105V104H177ZM18 106V105H17ZM29 106H31V104L29 105ZM33 106V105H32ZM36 106V105H35ZM56 106V105H55ZM135 106V105H134ZM156 106V105H155ZM181 106V105H180ZM28 107V106H27ZM114 107V106H113ZM112 107V108H113ZM179 107V106H178ZM215 107V106H214ZM50 108V107H49ZM164 108H166V107H164ZM189 108V107H188ZM199 108V107H198ZM60 109V108H59ZM104 109V108H103ZM143 109H144V107H143ZM3 110V109H2ZM43 110V109H42ZM61 110V109H60ZM93 110H95V109H93ZM154 110V109H153ZM169 111V110H168ZM100 112V111H99ZM140 112V111H139ZM90 115L92 116V114H94L92 111H90ZM104 113V112H103ZM195 113V112H194ZM80 114V113H79ZM82 114V113H81ZM175 114H179V113H175ZM183 114V113H182ZM8 115L10 116H8L7 117V119L8 118H11V117H13V115L11 114V113H8ZM203 115H205V114H203ZM50 116V115H49ZM81 116V115H80ZM139 116V115H138ZM142 116V115H141ZM173 116V115H172ZM191 116V115H190ZM209 116V115H208ZM213 116H214V114H213ZM5 117H6V115H5ZM43 117V116H42ZM74 117V116H73ZM140 117V116H139ZM165 117V116H164ZM177 117V116H176ZM192 117H194V116H192ZM197 117H199V116H197ZM202 117V116H201ZM4 118V117H3ZM26 118V117H25ZM76 118V117H75ZM74 118V119H75ZM78 118V117H77ZM104 118H105V116H104ZM137 118V117H136ZM180 118V117H179ZM183 118V117H182ZM185 118V117H184ZM195 118V117H194ZM200 118V117H199ZM205 118V117H204ZM208 118V117H207ZM46 119V118H45ZM68 119V118H67ZM138 119V118H137ZM153 119V118H152ZM215 119H216V117H215ZM13 120L15 121V122H13V123H16L18 126H22V127H26V126H24V124H25V122H20V119H18L17 117H16V119L15 118H13ZM159 120V119H158ZM187 120V119H186ZM185 120V121H186ZM189 120V119H188ZM192 120H193V118H192ZM191 120V121H192ZM197 120V119H196ZM258 120H260L259 121V123H258ZM31 121V120H30ZM41 121V120H40ZM67 121V120H66ZM65 121V122H66ZM82 122L81 123H79L78 124V132L76 133L77 135H75V138H74V140L75 139H77V138H79V139H81L82 138V140H83V137H84V141H86V142H90V141H92V142H90V143H88V144H95V145H97V147L94 145V148L96 147V150L94 149V151H93V153H94V155H93V153L90 151V152H88L89 154L90 153H92V155L93 156H91V154L90 155H88V153H86V155H85V157H86V161H85V163L87 162V160H91V161H93V160H98V162L100 163H98L97 161H95L97 164H99L100 165V168H96V163L95 164H93L94 163V161L93 162H91V161H89V163L87 162V164H85L84 163V165H86V167H92V170H93V173H92V170L91 171H89L90 173H88L87 171L88 170H86V171H83V170H85L86 169V167L84 168V165H83V167L82 168H79V169H81V173L83 172H86V173H88V174H90V175H94V176H90V175H87L86 173L85 174H81L80 175V177L79 178H81L83 175L84 176H86L87 175V177L88 176H90L92 179H94V186H89V187H79L78 188V190L76 191L77 193L76 194H81V195H85V194H87L88 195V198H87V200H85L83 197H79V198H69L67 201H64V203H63V205L64 206H62L61 208H60V210H59V212H61L60 213V215H64L66 212L68 213V214H71V213H69V211H72L70 208H73L74 210H75V214L74 213H72L71 215H72V218H73V215H75V216H77V218H79L80 219V221L82 222L81 224H82V226L80 225V223H79V225L81 226V228H79L80 230H85V228H88V225H89V219H90V215H91V212H94L93 213V215H94V217H96L95 215H97L100 219L99 220H97V221H95L96 223H94V226H93V228H92V232L90 231V232H88V231H85V233L86 232H88V233H90V234H88V236H92L93 234V238L94 239H96L97 240V238H98V240L96 241V242H92V245H94V247L92 246V245H90L89 246V248H88V252H90V254L92 253V254H96V255H99L98 257H101L102 259H101V261L103 260V262H102V264H114V263H118L119 262V258H118V256L116 255V256H114L113 254H115L116 253V250H115V248H114V250H115V253H114V250L111 252V250H110V248L112 247V245H114V243H115V240L117 239V236H121V238H122V235L124 236V233L126 234L125 236L127 237V240H128V242L129 243H131L132 245L134 244V242H135V240H137V243H139L138 242V233L139 232H136V228L135 227H132V228H129V227H127V225H129L128 224V221H129V219L132 217V216H134V214H135V211H134V209L131 207V209H128L127 210V206L125 207V208H121V207H119V206H117L114 202H112L110 199H106V198H104L103 196H102V194H100V187H99V185L97 184V183H95V180H98V179H101L102 177L104 178V180H105V178H106V180L107 179H109V178H112L111 180L112 181H114L115 180V175H114V173H113V175L114 176H112L111 174H112V172L109 170V168L111 167L110 166V162H111V155L109 154V153H111L110 152V150L108 149V143H106L107 142V140H109V138L107 137V135L109 134V133H111L112 134V131L111 130H113V128L110 130V132L108 131V129H106L105 128V126L103 127V128H105L106 130H107V133L108 134H105L106 133V131H105V129H103L102 128V125H103V123L101 122V118L99 117V116H94L93 118H92V120H87L86 122H84L83 120H81ZM173 121V120H172ZM207 121V120H206ZM35 122V121H34ZM37 122V121H36ZM75 122V121H74ZM127 122V121H126ZM138 122V121H137ZM145 122V124H146V120L144 121ZM157 122V121H156ZM7 123V122H6ZM30 123V122H29ZM67 123V122H66ZM111 123V122H110ZM139 123V122H138ZM150 123V122H149ZM154 123V122H153ZM164 123H165V121H164ZM173 123H174V121H173ZM261 123V124H260ZM141 124V123H140ZM159 124V123H158ZM180 124V123H179ZM73 125V124H72ZM150 125V124H149ZM181 125V124H180ZM4 126V125H3ZM32 126V125H31ZM41 126V125H40ZM49 126V125H48ZM63 126H65V125H63ZM73 126H76L77 127V123L75 122V125H73ZM17 127V126H16ZM50 127H51V125H50ZM53 127H54V125H53ZM154 127V126H153ZM163 127V126H162ZM46 128H48V127H46ZM70 128V127H69ZM108 128V127H107ZM147 128V126L145 127V129ZM148 128H150L149 126H148ZM161 129V128H160ZM165 129H166V127H165ZM168 129V128H167ZM16 130V129H15ZM75 130V131H76ZM118 130V129H117ZM132 130H134L135 131V129H133L132 128ZM151 130V129H150ZM154 130V129H153ZM182 130V131H181ZM24 131H25V129H24ZM105 131V132H104ZM133 131V132H134ZM139 131H142L143 132V130L142 129H140V130H138L137 131V136H139V134H141L140 136V139H139V141H141V138H143L145 135L142 133V132H139ZM145 131V130H144ZM15 132V131H14ZM13 132V133H14ZM31 132V131H30ZM41 132V131H40ZM40 132H39V134H40ZM136 132V131H135ZM147 132H149V130L147 131ZM152 132V131H151ZM158 132V131H157ZM171 132H172V134H170L169 135V138H170V140L171 139H174L175 138V135L173 134L174 133V129L172 130L171 129ZM170 132V133H171ZM5 133H7L6 132V130H5ZM16 133V132H15ZM150 133V132H149ZM0 134H1V132H0ZM27 134V133H26ZM33 134V133H32ZM85 134V135H84ZM110 134V135H111ZM147 134V133H146ZM11 135V134H10ZM17 135H18V133H17ZM56 135V134H55ZM82 135H84V136H82ZM105 135H106V137H105ZM110 135H108V136H110ZM168 135V134H167ZM19 136V135H18ZM51 136V135H50ZM77 136V137H76ZM112 136V135H111ZM134 136V134L132 135V137ZM136 136V137H137ZM155 136V135H154ZM10 137V136H9ZM61 137V136H60ZM59 137V138H60ZM63 137V136H62ZM87 137H88V140H87ZM147 137V136H146ZM156 137V136H155ZM161 137V136H160ZM20 138V137H19ZM108 138V139H107ZM135 138V137H134ZM139 138V137H138ZM138 138H136L134 141H136L137 143H138ZM152 138V137H151ZM150 138V136H149V139H151ZM169 138H167V140L169 141ZM23 139V138H22ZM44 139V138H43ZM71 139V138H70ZM89 139H90V141H89ZM144 139V138H143ZM142 139V140H143ZM158 139V138H157ZM165 138H163V140H164ZM14 140H17V139H14ZM60 140H62V139H60ZM72 140V139H71ZM78 140V139H77ZM154 140V139H153ZM159 140H161V139H159ZM162 140V141H163ZM166 140V139H165ZM186 140V139H185ZM17 141H20V140H17ZM25 141V140H24ZM29 141V140H28ZM124 142V143H122V145H120L121 144V142ZM147 141H149V140H147ZM155 141H156V139H155ZM162 141H161V144H162ZM173 141V140H172ZM6 142V141H5ZM15 142V141H14ZM111 142H113V139L111 140ZM164 142V141H163ZM187 142V141H186ZM191 142V143H192ZM7 143V142H6ZM6 143H4V145H7ZM31 143H34V142H32L31 141ZM42 143H44V142H42ZM79 143V142H78ZM110 143V142H109ZM120 143V144H119ZM131 143V142H130ZM146 143V142H145ZM148 143V142H147ZM158 143H160V142H158ZM165 143H167V142H165ZM26 144V143H25ZM28 144V143H27ZM113 144V143H112ZM119 144V145H118ZM153 144H154V141H153ZM169 144V143H168ZM167 144V145H168ZM19 145V144H18ZM29 145H31V144H29ZM40 145V144H39ZM127 145V144H126ZM185 145H186V143H182L181 145H177L176 144V148L175 147H172V148H169V149H167V151H165L166 149H164V151H165V154L167 155V156H170V157H172V156H174V158H177L180 162H181V167H182V164H187V166H188V162L184 159V158H182L181 157V152H183V150H184V147H185ZM187 145H190V144H188V142H187ZM186 145V146H187ZM3 146V145H2ZM11 146V145H10ZM43 146H45V145H43ZM76 146V145H75ZM108 146V147H107ZM123 146L125 147V148H123ZM162 146H163V144H162ZM170 146H173V144L172 145H169L168 147H170ZM1 147V146H0ZM7 147V146H6ZM20 147V146H19ZM27 147H28V145H27ZM39 147V146H38ZM11 148H13V147H11ZM42 148V147H41ZM55 148V147H54ZM84 148V147H83ZM114 148V147H113ZM113 148H111V149H113ZM143 148V147H142ZM154 148H156V149H160L161 148V146L160 145H156V146H154ZM165 148V147H164ZM9 149V148H8ZM24 149V148H23ZM27 149H29V148H27ZM90 149V148H89ZM92 149V148H91ZM115 150L117 149V148H114ZM151 149V148H150ZM42 150V149H41ZM46 150V149H45ZM44 150V151H45ZM126 150V151H125ZM161 150V149H160ZM163 150V149H162ZM4 151V150H3ZM8 151V150H7ZM7 151H5V152H7ZM28 151V150H27ZM85 151V150H84ZM188 151H186L185 150V153L186 152H188ZM192 151V150H191ZM38 152V151H37ZM48 152V151H47ZM46 152V153H47ZM82 152H83V150H82ZM16 153V152H15ZM18 153V152H17ZM22 153V152H21ZM28 153V152H27ZM34 153H36L35 152V149H34ZM84 153V152H83ZM160 153H162V152H160ZM6 154V153H5ZM4 154V155H5ZM13 154V153H12ZM12 154H10V155H12ZM30 154V153H29ZM28 154V155H29ZM163 154V153H162ZM187 155L186 156H188L189 154L188 153H186ZM21 155H23V153L21 154ZM31 155V154H30ZM152 155H154V156H152ZM158 155H159V153H158ZM164 155V154H163ZM24 156V155H23ZM32 156V155H31ZM49 156V155H48ZM118 156V155H117ZM117 156H115V154H114V160L115 159H117L116 157ZM5 157H7V155H5ZM4 157V158H5ZM12 157V156H11ZM19 157H20V155H19ZM42 157H43V155H42ZM166 157V156H165ZM31 158V157H30ZM81 158V157H80ZM95 158V159H94ZM188 158V157H187ZM186 158V159H187ZM42 159V158H41ZM79 159V158H78ZM82 159H83V157H82ZM141 159V160H140ZM154 159V160H153ZM162 159V158H161ZM167 159V158H166ZM173 159V158H172ZM176 159V160H177ZM183 159V160H182ZM4 160H6V159H4ZM21 160H23V159H21ZM28 160V159H27ZM39 160V159H38ZM48 160V159H47ZM51 160V159H50ZM49 160V161H50ZM66 160V159H65ZM81 160V159H80ZM102 160V161H101ZM164 160V159H163ZM178 160L176 161V162H178ZM29 161V160H28ZM140 161V162H139ZM141 161H144L143 162V165L142 166H140V164H141ZM166 160H164V162H165ZM171 162H172V160H170ZM174 161V160H173ZM196 161V162H195ZM6 162V161H5ZM5 162H3V163H5ZM18 162H19V160H18ZM34 162V161H33ZM53 162V161H52ZM62 162V161H61ZM64 162V161H63ZM73 162V161H72ZM91 162V163H90ZM117 162V161H116ZM160 162V161H159ZM163 161H162V163L161 164H163L164 163ZM195 162V163H194ZM9 163V162H8ZM17 163V162H16ZM36 163H37V161H36ZM50 163V162H49ZM114 163V162H113ZM154 163V164H153ZM170 163V162H169ZM174 163V162H173ZM179 163V162H178ZM13 164V163H12ZM38 164V163H37ZM47 164V163H46ZM51 164V163H50ZM70 164H72V163H70ZM92 164H93V166H92ZM172 164V163H171ZM184 164V166H186ZM2 165V164H1ZM4 165V164H3ZM27 165H28V163H27ZM89 165V166H88ZM91 165V166H90ZM119 165V164H118ZM178 165V164H177ZM45 166V165H44ZM43 166V167H44ZM48 166V165H47ZM53 166V165H52ZM55 166V165H54ZM61 166V165H60ZM63 166V165H62ZM65 166V165H64ZM110 166V167H109ZM156 166V167H155ZM184 166H183V168H184ZM38 167V166H37ZM42 167V166H41ZM41 167H39V168H41ZM72 167V166H71ZM119 167V166H118ZM146 167V169L143 171V170H141V168H145ZM179 167H180V165H179ZM31 168V167H30ZM34 168V167H33ZM64 168V167H63ZM74 168H76V167H74ZM84 168V169H83ZM155 168H156V170H155ZM158 168V169H157ZM185 168H187V167H185ZM53 169H54V167H53ZM58 169V168H57ZM56 169V170H57ZM83 169V170H82ZM97 169V170H96ZM114 169H115V165H114ZM117 169V168H116ZM152 169V170H151ZM192 169V170H191ZM9 170V169H8ZM26 170H27V168H26ZM39 170H41V169H39ZM43 170V169H42ZM48 170V169H47ZM46 170V171H47ZM55 170V171H56ZM61 170V169H60ZM66 170V169H65ZM90 170V169H89ZM149 170H151V172H154L155 171V173H153L154 174V176L152 177V181H150V179L148 178V180L149 181H145L144 180V178H145V173H149L150 171ZM159 170H160V172H159ZM185 170H187L188 172H185ZM45 171V170H44ZM96 171H98L99 172V174H100V172H101V174H100V176H97L96 174H95V172ZM156 171H158L159 172V174L156 172ZM184 171V172H183ZM27 172V171H26ZM72 172H74L73 170H72ZM145 172V173H144ZM9 173V171L7 172V170H5L3 167H0V213H1V215H3V218H9L8 220H11L12 222V224L14 225V221H13V219H14V217H13V213H15V212H12V210H14V207L16 206L15 204H14V206H13V202L10 200V198L12 199V196L11 197H9L11 194H10V192L12 191H10L9 192V188L10 187H13V189L15 188V186L16 185H18L19 184V188H20V186H21V184L22 183H20L21 181H25V180H23V178L21 179L20 178V175L19 174H17V175H14L16 178H15V181L13 182L12 181V183L10 182V180L9 181H7L8 179H7V177L10 179V176H11V174H8ZM31 173V172H30ZM38 173V172H37ZM44 173H46V172H44ZM48 173H50V172H48ZM65 173V172H64ZM97 173V172H96ZM111 173V174H110ZM120 173H122V172H120ZM156 173L158 174V175H156ZM27 174H29L28 172H27ZM43 174V173H42ZM59 174V173H58ZM98 174V175H99ZM13 175H12V177H13ZM31 175V174H30ZM41 175V174H40ZM55 175V174H54ZM79 175V174H78ZM96 175V176H95ZM28 176V175H27ZM35 176H37V175H35ZM50 176H52V175H50ZM56 176V175H55ZM76 176V175H75ZM112 176V177H111ZM121 176V175H120ZM147 176V175H146ZM42 177V176H41ZM93 177H96V178H93ZM109 177V178H108ZM144 177V178H143ZM25 178V177H24ZM37 178V177H36ZM51 178V177H50ZM64 179V177H60L59 176V178L57 177V180L59 179V180H61L62 181V179ZM71 178H74V177H71ZM79 178H75V181H76V179H78V180H81V179H79ZM102 178V179H103ZM117 178V177H116ZM52 179H53V177H52ZM56 179V178H55ZM85 179V178H84ZM114 179V180H113ZM144 181H143V180ZM171 179V180H170ZM45 180V179H44ZM67 181V179H66V177H65V179H64V183ZM72 180V179H71ZM77 180V181H78ZM110 180V179H109ZM110 180V181H111ZM118 180V179H117ZM116 180V181H117ZM122 180V179H121ZM169 180V181H168ZM43 181V180H42ZM42 181H41V183H42ZM87 181V180H86ZM100 181V180H99ZM98 181V182H99ZM110 181H108V183L110 182ZM119 181V180H118ZM118 181H117V183H118ZM123 181V180H122ZM154 181V182H153ZM172 181V182H171ZM8 182H10V183H8ZM46 182V181H45ZM89 182V181H88ZM107 182V181H106ZM121 182V181H120ZM131 182V183H130ZM145 182L146 183H148L147 184V186L150 184V186H153L154 185V187L152 188L153 190H152V192H149L147 195H142V194H140L139 192H138V190H139V186H141L142 185V183L143 184H145ZM150 182V183H149ZM151 182H153V183H155V184H151ZM171 182V183H170ZM26 183H27V181H26ZM31 183V182H30ZM36 183V182H35ZM60 183V182H59ZM116 183V182H115ZM9 184V185H8ZM46 184V183H45ZM50 184V183H49ZM85 184V183H84ZM105 184V183H104ZM120 184V183H119ZM23 185V184H22ZM26 185V184H25ZM39 185H41V184H39ZM55 185V184H54ZM60 185V184H59ZM126 185V186H127ZM10 186V187H9ZM34 186H36V185H34ZM38 186V185H37ZM58 186V185H57ZM68 186V185H67ZM106 186V185H105ZM120 187L121 186H123V185H119ZM27 187V186H26ZM43 187V186H42ZM47 187V186H46ZM55 187V186H54ZM113 187V186H112ZM139 187V188H138ZM19 188H18V190H19ZM37 188V187H36ZM61 188L62 189H60V190H62V191H60V192H63L64 190H63V188L64 187H62V185H61ZM123 188V187H122ZM136 188V189H135ZM138 188V189H137ZM159 188H163V190H168V193L166 194V196H167V198H164V196H162V195H160V194H158L157 192L155 193L154 192V190L155 189H159ZM21 189V188H20ZM25 189V188H24ZM38 189V188H37ZM45 189V188H44ZM65 189V188H64ZM120 189V188H119ZM33 190V194H34V190L35 189H32ZM49 190H50V187H49ZM59 190V189H58ZM121 190V189H120ZM137 190V191H136ZM150 190V189H149ZM162 190V191H163ZM17 191V190H16ZM28 191V190H27ZM52 191V190H51ZM14 192V191H13ZM23 192V191H22ZM47 192V191H46ZM46 192H45V194H46ZM102 192V191H101ZM130 192V191H129ZM165 192H167V191H165ZM21 193V192H20ZM25 193V192H24ZM50 193V192H49ZM85 193V194H84ZM128 193V192H127ZM47 194H48V192H47ZM46 194V195H47ZM51 194V193H50ZM56 194V193H55ZM60 194V193H59ZM64 194V193H63ZM114 194V193H113ZM139 194V195H138ZM9 195V196H8ZM18 195V194H17ZM38 195H39V193H38ZM8 196V197H7ZM45 196V195H44ZM43 196V197H44ZM54 196V195H53ZM59 196V195H58ZM110 196V195H109ZM124 196V195H123ZM126 196V195H125ZM135 196V195H134ZM34 197V196H33ZM107 197V196H106ZM144 197V198H143ZM8 198V199H7ZM30 198H32V197H30ZM45 198V197H44ZM48 198V197H47ZM62 198V197H61ZM19 199H21V198H19ZM34 199V198H33ZM128 199V198H127ZM133 199V198H132ZM136 199V200H137ZM13 200V199H12ZM49 200H50V197H49ZM53 200V199H52ZM58 200H60V198L58 199ZM16 201V200H15ZM21 201H23V199L21 200ZM30 201H33V200H30ZM38 201H40V199H38ZM37 201V202H38ZM54 201V200H53ZM60 201H62V200H60ZM129 201V200H128ZM10 204H9V203ZM11 202H12V204H11ZM36 202V203H37ZM49 202V201H48ZM118 202H120V201H118ZM15 203V202H14ZM17 203V202H16ZM20 203V202H19ZM24 203H27L26 201L24 202ZM49 203H51V202H49ZM56 203V202H55ZM55 203L53 204L52 203V205H53V208L56 206L57 207V205H55ZM143 203H145V202H143ZM2 204H8V206L9 207H11V205H12V207H11V209L8 207H5V206H3ZM61 204V203H60ZM73 204H75V206L73 205ZM44 205H46L45 203H44ZM44 205H43V207H44ZM73 205V206H72ZM133 205V204H132ZM139 205H140V203H139ZM139 205H138V207H139ZM129 206V205H128ZM137 206V205H136ZM20 206H18V208H19ZM55 207V208H56ZM3 208V209H2ZM4 208H6V209H4ZM26 208H28V207H26ZM25 208V209H26ZM32 208V207H31ZM30 208V209H31ZM37 208V207H36ZM36 208H34V209H36ZM42 208V207H41ZM41 208H39V210L41 209ZM52 208V207H51ZM59 208V207H58ZM170 208V209H169ZM16 209H17V207H16ZM23 210H24V208H22ZM47 209V208H46ZM57 209V208H56ZM139 209H141L140 207H139ZM170 210V213H168L167 214V210ZM20 210V209H19ZM18 210V211H19ZM38 210V211H39ZM44 210V209H43ZM50 210V209H49ZM137 211H138V209H136ZM22 211V210H21ZM26 211H27V209H26ZM20 212V211H19ZM23 212V211H22ZM25 212V211H24ZM41 212H42V210H41ZM59 212H58V214H59ZM21 213V212H20ZM40 213V212H39ZM144 213V214H145ZM33 214V213H32ZM52 214V213H51ZM28 215H29V213H28ZM35 215V214H34ZM70 215V216H71ZM208 215V216H207ZM42 216H43V213H42ZM17 217V216H16ZM26 217V216H25ZM28 217V216H27ZM31 217H32V215H31ZM41 217V216H40ZM52 217V216H51ZM68 217V216H67ZM91 217H93V216H91ZM21 219H22V217H20ZM36 218H38L37 217V215H36ZM35 218V220H37ZM46 219H48L49 218V215H48V217L46 216L45 217ZM76 218V217H75ZM103 218V219H102ZM20 219V220H21ZM23 219H24V217H23ZM28 219H30V216H29V218ZM39 219V218H38ZM41 219V218H40ZM66 219V218H65ZM64 219V220H65ZM74 219V218H73ZM94 219V218H93ZM96 219H98V218H96ZM125 219H126V222L123 224V226L121 225V222L123 221H125ZM128 219V220H127ZM24 220H26L27 221V219H24ZM49 220H52V218L51 219H48L47 221H49ZM131 220V219H130ZM16 221H18V220H16ZM46 221V222H47ZM66 221H67V219H66ZM71 221V220H70ZM77 221V220H76ZM140 221V220H139ZM138 220H137V222H139ZM2 222H3V220H2ZM5 222V221H4ZM25 222V221H24ZM31 222H35V221H32L31 220ZM31 222H30V224H31ZM75 222V221H74ZM143 222V221H142ZM146 222V221H145ZM144 222V223H145ZM21 223V222H20ZM48 223V222H47ZM53 224H54V222H52ZM66 223V222H65ZM163 223V222H162ZM2 224V223H1ZM0 224V225H1ZM12 224H8L7 223V227H9V225H12ZM17 224V226H18V224L19 223H16ZM27 224H28V222H27ZM45 224V223H44ZM48 224H50V223H48ZM70 224H73V223H70ZM135 224H136V222H135ZM21 225V224H20ZM33 225V224H32ZM31 225V226H32ZM140 225H141V223H140ZM140 225H138V226H140ZM16 226V225H15ZM30 226V227H31ZM45 226V225H44ZM68 226V225H67ZM91 226H92V224H91ZM145 226H147V224L145 225ZM174 226V227H175ZM2 227V226H1ZM5 227V226H4ZM3 227V228H4ZM12 227V226H11ZM26 227H27V225H26ZM72 227V226H71ZM125 227H127L126 229H125ZM6 228V227H5ZM13 228H14V226H13ZM17 228L18 227H15L14 229H9L10 230V232H9V234H7V236L6 235H2L1 237H0V245L2 244V243H6V241H8V243H9V241H13V243H14V241L16 240V239H18L20 236H23V238H24V234L22 235V234H20V236L18 235V231H19V228H18V230H17ZM41 228V227H40ZM68 228V227H67ZM205 228H209L210 229V231L209 230H206L207 232L209 231V234H207L208 235V237L209 238H211V239H209L210 241H205L206 243L204 244V246L205 247H203L202 246V248H201V245H203L202 243H201V241L204 239V235H206V234H203V233H206V232H204L205 230ZM8 229H6V230H8ZM45 229V228H44ZM73 229V228H72ZM71 229V230H72ZM127 229H128V232H126L127 231ZM1 230V229H0ZM8 230V231H9ZM63 229L61 228V227H55L54 229H52V227H51V231L49 232V230H48V235H49V239L51 238V239H58V235H59V233H61V231H62ZM79 230V231H80ZM86 230H88V229H86ZM138 230V229H137ZM179 230V231H178ZM2 231V230H1ZM41 231V230H40ZM70 231V230H69ZM79 231H78V233H79ZM125 231V232H124ZM178 231V232H177ZM4 232H6L5 230H4ZM18 232V233H17ZM27 232H29V231H27ZM38 232V231H37ZM37 232H35L36 234L35 235H38L37 234ZM42 232V231H41ZM122 232H124V233H122ZM163 232V231H162ZM161 232V233H162ZM2 233V232H1ZM46 233H47V231H46ZM85 233H84V236H85ZM257 233H259L258 234V236H257ZM6 234V233H5ZM34 234V233H33ZM63 234L65 235V232L63 231ZM66 234H67V232H66ZM72 234V233H71ZM73 234L75 235V232H73ZM1 235V234H0ZM69 235V234H68ZM150 235V234H149ZM161 235V234H160ZM159 235V236H160ZM206 235V236H207ZM62 236V235H61ZM81 236V235H80ZM83 236V237H84ZM95 236V237H94ZM142 236V235H141ZM159 236H157V238H159ZM36 237V236H35ZM44 239L43 240H45V237L44 236H42ZM57 237V238H56ZM60 237V236H59ZM65 237H67L66 235H65ZM77 237V236H76ZM172 237V238H173ZM37 238V237H36ZM40 238V237H39ZM47 238H48V236H47ZM46 238V239H47ZM64 238V237H63ZM62 238V239H63ZM79 238V237H78ZM120 238V239H121ZM142 238V237H141ZM156 238V239H157ZM169 238V237H168ZM30 239V238H29ZM70 239H72V237H71V235H70ZM90 239V238H89ZM94 239H93V241H94ZM256 239V240H255ZM18 240H20V239H18ZM22 240V239H21ZM25 240V239H24ZM23 240V241H24ZM33 240H35V238L33 239ZM42 240V241H43ZM61 240V239H60ZM80 241H81V239H79ZM88 240V239H87ZM91 240L92 239H90V241L89 242H91ZM118 240V239H117ZM127 240H126V242H127ZM145 240V239H144ZM172 239H171V237L168 239V241H170V242H172L171 241ZM208 240V239H207ZM42 241H41V244H42ZM56 241V243H57V240H55ZM62 241V240H61ZM61 241L59 242V243H61ZM84 241V240H83ZM118 241H120V240H118ZM167 241V240H166ZM167 241V243L166 244H172V243H169ZM200 243H199V242ZM259 241H261V242H259ZM21 242V241H20ZM31 242V240H29V243ZM39 242V241H38ZM68 242H69V240H68ZM77 242V241H76ZM144 242V241H143ZM173 242V243H174ZM204 242V241H203ZM19 243V242H18ZM58 243V244H59ZM70 243V242H69ZM74 243V242H73ZM84 243V242H83ZM97 243H99V244H97ZM119 243V242H118ZM136 243V244H137ZM10 244V243H9ZM22 244V243H21ZM31 244H32V242H31ZM35 244V243H34ZM41 244H40V246H41ZM57 244V245H58ZM67 244V243H66ZM76 244V243H75ZM78 244H79V241H78ZM77 244V245H78ZM200 244V245H199ZM19 245V244H18ZM50 245V244H49ZM63 245V244H62ZM97 245V246H96ZM135 245V244H134ZM133 245V246H134ZM186 245V246H185ZM195 245H196V247L197 246H200L197 250L198 251H202V252H204L202 255H203V258H202V255H201V259L202 260H199V262L197 261V262H194V260H195V258H191L190 257V255H191V252H192V256L194 257H197V255H196V253H197V250H195L196 249V247H195ZM15 246V245H14ZM31 246V245H30ZM29 246V247H30ZM56 246V244H54V246L53 247H55ZM73 246V245H72ZM81 246V245H80ZM91 246H92V248H91ZM96 246V247H95ZM115 246H116V243H115ZM114 246V247H115ZM117 246H118V244H117ZM136 246V245H135ZM145 246V245H144ZM162 246V245H161ZM165 246V245H164ZM172 246V245H171ZM170 246V247H171ZM1 247V246H0ZM4 247H6L5 245H4ZM25 247L27 248V245H26V243H25ZM34 247H36V246H34ZM46 247V246H45ZM52 247V246H51ZM64 247V246H63ZM78 247V246H77ZM174 247V248H175ZM32 248V247H31ZM30 248V249H31ZM50 248V247H49ZM57 248V247H56ZM74 248V247H73ZM93 248H95V250H94V252H93ZM113 248V247H112ZM133 248V247H132ZM147 248V247H146ZM158 248H159V246H158ZM162 248V247H161ZM203 248H205V249H203ZM17 249V248H16ZM33 249V248H32ZM35 249V248H34ZM79 249H80V247H79ZM78 249V250H79ZM123 249V248H122ZM164 249H165V247H164ZM202 249V250H201ZM208 249V250H207ZM11 250V249H10ZM27 250V249H26ZM43 250V249H42ZM73 250V249H72ZM125 250V249H124ZM159 250V249H158ZM158 250H157V248H153V249H151V251L150 252H153L154 253V255L155 254H157L158 253ZM162 250V249H161ZM160 250V251H161ZM166 251H167V248L165 249ZM196 252H195V251ZM203 250H207L210 254H208V256H207V253L205 252V251H203ZM4 251H6V250H4ZM47 251V250H46ZM75 251V250H74ZM122 251V250H121ZM132 251V250H131ZM131 251H130V249H129V252L131 253ZM137 251H138V249H137ZM142 251V250H141ZM144 251V250H143ZM12 252V251H11ZM29 252H30V250H29ZM34 252V251H33ZM32 252V253H33ZM44 252V251H43ZM58 252V251H57ZM54 253L53 252V255L51 254V252H50V254L52 255L51 257L52 258H55V259H57V258H59V257H61L60 256V254H58V253ZM66 252V251H65ZM87 252V251H86ZM177 252H179V251H177L176 250V253ZM179 252V253H180ZM195 252V253H194ZM15 253V255H14V257L13 258H6V255L3 253V250H2V247H1V249H0V264H3V261L5 260L6 261V263H8V264H19L21 261H19L18 259H19V256H22V255H20V253H19V251H16V252H14ZM24 253V252H23ZM28 253V252H27ZM76 253H78V251L76 252ZM113 253V254H112ZM120 253H122V252H120ZM126 253V252H125ZM165 253V252H164ZM175 253V254H176ZM199 253V252H198ZM197 253V254H198ZM206 253V257L204 258V254ZM29 254H31V253H29ZM29 254H27L26 256L27 257H30V259H33V257L31 258V256H29ZM36 254H38L37 252H36ZM41 254V253H40ZM49 254V255H50ZM66 254H68V253H66ZM113 256H112V255ZM132 254V253H131ZM161 254H162V252H161ZM173 254V253H172ZM174 254V255H175ZM11 255H13V254H11ZM24 255V254H23ZM32 255V254H31ZM84 255V254H83ZM87 255V254H86ZM123 255V254H122ZM141 255V253H140V251H139V253L138 252H134L133 253V259H134V261L135 260H139V258L141 257L140 256ZM142 255H144V254H142ZM151 255V254H150ZM168 255V254H167ZM182 255V257H184L183 256V254H181ZM199 256H200V254H198ZM74 257H72V258H77V255H73ZM76 256V257H75ZM111 256V257H110ZM124 256V255H123ZM177 256V255H176ZM179 256V255H178ZM187 256V257H186ZM26 257V258H27ZM57 257V258H56ZM70 257V256H69ZM96 257V256H95ZM95 257H93V259L95 258ZM113 257V258H112ZM161 257V256H160ZM170 257V258H169ZM49 258H50V256L48 257V255L47 254H45L44 255V253L41 255V258H40V263L39 264H49ZM52 258H50V259H52ZM85 258H86V256H85ZM167 258V259H166ZM173 258H175V257H173ZM179 258V257H178ZM78 259V258H77ZM96 259H98L97 257H96ZM141 259V258H140ZM155 259V258H154ZM156 259H157V257H156ZM183 259V258H182ZM204 259V260H203ZM205 259H207V260H205ZM23 260V259H22ZM65 260V257H64V259L62 260V262ZM92 260V259H91ZM124 260V259H123ZM153 260V259H152ZM160 260V259H159ZM170 260H171V256H167V257H165V258H163V264H171V262H170ZM177 260V259H176ZM193 260V261H192ZM197 260H198V258H197ZM19 261V262H18ZM38 261V260H37ZM59 261V260H58ZM61 261V260H60ZM71 261V260H70ZM101 261H99V262H101ZM180 261H182V260H180ZM18 262V263H17ZM33 262L34 261H31L30 262V260H29V263H26V264H33ZM39 262V261H38ZM51 262V261H50ZM61 262V263H62ZM67 262V261H66ZM65 262V263H66ZM77 263H79V261H76ZM120 262H122V261H120ZM129 262V261H128ZM146 262V259H145V261H144V263ZM148 262H150V261H148ZM157 262V261H156ZM159 262L160 261H158V264H159ZM177 262V261H176ZM175 262V263H176ZM182 262V264H184ZM191 262H193V263H191ZM207 262V263H206ZM25 263V262H24ZM23 263V264H24ZM57 263V262H56ZM84 263V262H83ZM130 263H131V261H130ZM181 263V262H180ZM187 263V264H188ZM54 264V263H53ZM67 264V263H66ZM85 264V263H84ZM99 264V263H98ZM123 264H125V263H123ZM139 264V263H138ZM177 264V263H176Z\"/></svg>",
    "mask_w": 264,
    "mask_h": 264
}]
</instances>
